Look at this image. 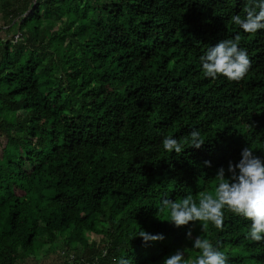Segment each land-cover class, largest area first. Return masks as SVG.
<instances>
[{
	"label": "trees",
	"instance_id": "obj_1",
	"mask_svg": "<svg viewBox=\"0 0 264 264\" xmlns=\"http://www.w3.org/2000/svg\"><path fill=\"white\" fill-rule=\"evenodd\" d=\"M250 6L0 0V264H161L178 248L191 260L189 227L229 264H264L250 219L225 209L221 228L178 227L162 206L214 195L217 169L244 147L264 155V29L232 21ZM237 36L245 76H205L200 55ZM165 136L184 150L166 151ZM142 229L165 238L145 242Z\"/></svg>",
	"mask_w": 264,
	"mask_h": 264
},
{
	"label": "clouds",
	"instance_id": "obj_2",
	"mask_svg": "<svg viewBox=\"0 0 264 264\" xmlns=\"http://www.w3.org/2000/svg\"><path fill=\"white\" fill-rule=\"evenodd\" d=\"M232 21L247 33L264 29V0H252V6L245 8V15H233ZM239 39V36L235 39H219L200 55L205 76L215 79L223 74L227 79L237 81L245 76L251 60L247 49L239 46ZM162 143L168 152L175 150L179 154L184 150V144L175 136H165ZM189 143L200 148L205 140L200 131L193 129ZM205 164L211 165V161L206 160ZM215 175L218 177V184L214 195L203 193L198 202L191 195L181 201L164 198L162 206L170 210L169 220L178 227L188 225L189 222H203L201 228L204 230H207L209 223L221 228L225 209H228L250 219V227L246 233L248 238L254 241L264 240V155H259L246 146L238 161L230 160L227 169L221 165ZM137 235L143 237L145 242L165 238L163 233L153 234L145 229ZM186 236L192 241V247L200 250V255L188 260L184 250L178 248L174 253L166 255L161 264H229L227 253L209 238L200 235L193 238L191 227ZM114 259L116 264H132L127 255Z\"/></svg>",
	"mask_w": 264,
	"mask_h": 264
},
{
	"label": "rangeland",
	"instance_id": "obj_3",
	"mask_svg": "<svg viewBox=\"0 0 264 264\" xmlns=\"http://www.w3.org/2000/svg\"><path fill=\"white\" fill-rule=\"evenodd\" d=\"M1 18H0V23H1ZM1 34V33H0ZM3 35V34H2ZM60 249H61V245H60V243H56V245H54V247H53V250H54V252H58V251H60Z\"/></svg>",
	"mask_w": 264,
	"mask_h": 264
}]
</instances>
